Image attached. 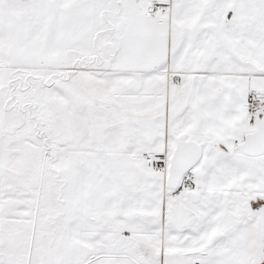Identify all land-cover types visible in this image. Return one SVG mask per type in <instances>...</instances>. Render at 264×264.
<instances>
[{
    "label": "snow or ice",
    "instance_id": "6c2138e0",
    "mask_svg": "<svg viewBox=\"0 0 264 264\" xmlns=\"http://www.w3.org/2000/svg\"><path fill=\"white\" fill-rule=\"evenodd\" d=\"M0 264H264V0H0Z\"/></svg>",
    "mask_w": 264,
    "mask_h": 264
}]
</instances>
